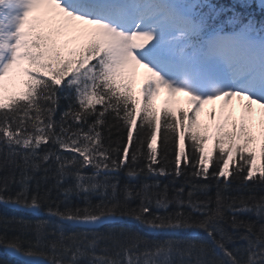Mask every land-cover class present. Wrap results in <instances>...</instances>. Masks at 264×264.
<instances>
[{"label":"snow or ice","instance_id":"1","mask_svg":"<svg viewBox=\"0 0 264 264\" xmlns=\"http://www.w3.org/2000/svg\"><path fill=\"white\" fill-rule=\"evenodd\" d=\"M253 2L0 0V205L50 218L0 217V248L21 264H264ZM162 88L188 106L157 107Z\"/></svg>","mask_w":264,"mask_h":264},{"label":"trees","instance_id":"2","mask_svg":"<svg viewBox=\"0 0 264 264\" xmlns=\"http://www.w3.org/2000/svg\"><path fill=\"white\" fill-rule=\"evenodd\" d=\"M219 2L227 4L226 0H219ZM258 8H259L258 4L253 3L251 10L256 12L257 19H260L262 14L260 13V10ZM210 123H211L210 121H208V122L205 121L204 124H210ZM36 174L37 175H41L42 173L38 172ZM160 179L163 181V183H169V179H166V178H163V177H161ZM200 182L204 183L206 181H200ZM48 183L51 184L52 181L49 180ZM179 184H180V181H177L176 182V187H179ZM213 191H215V189H213ZM62 198H63L62 193H60L57 189H53V192H52V195H51V199L52 200H57V199H62ZM71 199H72L74 204L82 203V201L78 200L75 196H72ZM0 217H23L24 219L31 220V221H35V220H38V219L39 220H48V219H50L47 215L35 216V215H32L31 213H28V212H25V211H20V210L13 209V208H10V207H5L3 205H0ZM241 218L242 219H255V217L250 216V215L242 216ZM124 226H126V227L130 226V227L133 228L134 231H140L141 235H144V232L141 231L135 225L125 224ZM105 227H109V226H105ZM99 230L103 231L104 229L101 228ZM229 231H231V229H229ZM2 232H3V228H0V233H2ZM15 234L16 233H13V232H9L8 233V235H15ZM149 238L152 239L153 237H149ZM160 238H162V237H160ZM194 238L198 239L200 241H203L205 243H209L210 244V241L208 240V237L202 231L199 232L198 234H196V236ZM237 243H239V241H237ZM233 246H234L233 244H228L229 248H231ZM218 255H219V253H218ZM0 264H21V261L16 259V258H14V257H12V256H10L8 253L5 252V249L0 248Z\"/></svg>","mask_w":264,"mask_h":264},{"label":"rangeland","instance_id":"3","mask_svg":"<svg viewBox=\"0 0 264 264\" xmlns=\"http://www.w3.org/2000/svg\"><path fill=\"white\" fill-rule=\"evenodd\" d=\"M143 71H144V70H143L142 68H137V73H138V75H137V78H136V80H135V82H134L136 85H138V84L140 83V76H139V74H140V73H143ZM163 94H165L164 97L166 98V99H165L166 102L171 101V106H172V107H177L178 105H180V103H181L182 100H183V97L187 100V97L184 96L182 93H180V94H176V96H175L174 98H170V97L168 96L166 90L162 88V89L160 90V95H163ZM210 105H211V107H214L216 114H218V115L221 116V109H220L219 102H215V103H212V104L205 105L204 108H205L206 106H210ZM233 106H234V107H233V112H232V118H234V119H238L239 114H240V111H241V109H240V107H239V101H233ZM200 116H203V117H204V116H205V113H204V112L201 113ZM253 119H254V122H255V121H258V119H259L258 112H257L256 114H254Z\"/></svg>","mask_w":264,"mask_h":264},{"label":"bare ground","instance_id":"4","mask_svg":"<svg viewBox=\"0 0 264 264\" xmlns=\"http://www.w3.org/2000/svg\"><path fill=\"white\" fill-rule=\"evenodd\" d=\"M10 256H12V257H14V258H16V259H18L17 257H15V256H13V255H11V254H9ZM19 260V259H18Z\"/></svg>","mask_w":264,"mask_h":264}]
</instances>
